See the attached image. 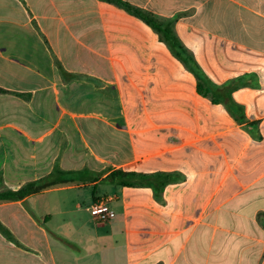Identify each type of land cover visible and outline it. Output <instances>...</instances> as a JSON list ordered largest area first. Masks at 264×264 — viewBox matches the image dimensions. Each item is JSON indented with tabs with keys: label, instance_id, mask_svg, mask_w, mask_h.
<instances>
[{
	"label": "crops",
	"instance_id": "obj_1",
	"mask_svg": "<svg viewBox=\"0 0 264 264\" xmlns=\"http://www.w3.org/2000/svg\"><path fill=\"white\" fill-rule=\"evenodd\" d=\"M123 1L174 20L214 83L248 82L233 92L246 120L201 96L153 29L107 0H0V192L79 173L0 201V264H264V0ZM118 169L176 180L159 202L104 181ZM85 187L89 208L109 198L116 217L77 239L70 203L50 212L40 198Z\"/></svg>",
	"mask_w": 264,
	"mask_h": 264
},
{
	"label": "trees",
	"instance_id": "obj_2",
	"mask_svg": "<svg viewBox=\"0 0 264 264\" xmlns=\"http://www.w3.org/2000/svg\"><path fill=\"white\" fill-rule=\"evenodd\" d=\"M110 3L124 9L129 14L142 20L145 24L153 29L158 35L159 40L165 43L173 56L178 59L184 67L191 72L197 80L198 93L208 98L213 104H222L228 112L239 122H245V114L243 106L239 105L233 99V92L243 86H247L242 78L232 79L224 84L214 83L205 71L198 64L193 53L184 45L175 32L174 20H163L147 13L137 7H134L123 0H107ZM64 74H68L64 71ZM79 173L73 171H63L59 168L55 169L49 176L32 181L24 185L17 191L6 190L0 192V201H17L26 197L39 194L45 190L75 182ZM174 175L169 173L145 174L132 171H124L121 169L113 170L104 180L105 182L116 183L125 187H147L153 190L155 198L161 202L162 194L170 182L176 180ZM95 190L93 191V196ZM0 232L11 238L10 231L0 222Z\"/></svg>",
	"mask_w": 264,
	"mask_h": 264
},
{
	"label": "rangeland",
	"instance_id": "obj_3",
	"mask_svg": "<svg viewBox=\"0 0 264 264\" xmlns=\"http://www.w3.org/2000/svg\"><path fill=\"white\" fill-rule=\"evenodd\" d=\"M60 89L59 83H57V101L60 105H63V89ZM94 120H84L89 124ZM93 187H85L81 189L67 190L65 192H53L44 195L40 198L41 204H48L50 212H54L50 207H53L58 202L62 201L64 198L71 205V216L70 225H68L66 232L71 236L79 239L80 236L85 234H94L98 231L96 228V221L89 211L88 207L92 201ZM114 188L109 184H100L97 189L98 194H104L105 192L111 193ZM51 205V206H50ZM61 228V227H59ZM105 228L99 229V231H104ZM64 232V231H63Z\"/></svg>",
	"mask_w": 264,
	"mask_h": 264
},
{
	"label": "built area",
	"instance_id": "obj_4",
	"mask_svg": "<svg viewBox=\"0 0 264 264\" xmlns=\"http://www.w3.org/2000/svg\"><path fill=\"white\" fill-rule=\"evenodd\" d=\"M90 211L98 223H107L116 217L115 210L111 207V199L99 198L91 206Z\"/></svg>",
	"mask_w": 264,
	"mask_h": 264
}]
</instances>
